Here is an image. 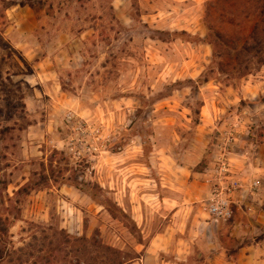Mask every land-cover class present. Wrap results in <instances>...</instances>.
Segmentation results:
<instances>
[{
    "label": "rangeland",
    "instance_id": "1",
    "mask_svg": "<svg viewBox=\"0 0 264 264\" xmlns=\"http://www.w3.org/2000/svg\"><path fill=\"white\" fill-rule=\"evenodd\" d=\"M215 1L198 12L185 7L194 0H0V264L136 260L170 221L156 200H141L176 193L161 188L163 173L187 166L203 182L237 117L253 118L244 131L264 145V96L223 102L264 66L227 76L219 44L203 43ZM196 14L204 38L183 22ZM246 24L249 38L255 22ZM211 113L217 120L205 121ZM178 177L190 190L189 176ZM262 237L214 234L231 255ZM212 240L201 239L196 257H220Z\"/></svg>",
    "mask_w": 264,
    "mask_h": 264
},
{
    "label": "crops",
    "instance_id": "2",
    "mask_svg": "<svg viewBox=\"0 0 264 264\" xmlns=\"http://www.w3.org/2000/svg\"><path fill=\"white\" fill-rule=\"evenodd\" d=\"M209 0H194L190 5L185 6L189 10H198V12L203 10L204 5ZM174 7V6H170ZM203 13V12H202ZM166 17L172 20L174 16L170 11H166ZM194 18L186 16L183 19L184 23H189V27H193L195 34L204 38L206 36L205 26L203 24V18L197 16L196 21H192ZM178 21V20H176ZM181 24V21L180 23ZM238 98L233 99H224L223 102L229 107V104L235 105L238 102L249 101L254 102L257 99L264 96V69L262 73L258 76H252L249 79L244 81L242 88L237 93ZM212 105L207 104L204 107V110H209V107ZM215 106V105H214ZM211 117L207 115L205 121L214 122L217 120L218 116L211 113ZM243 123L239 129V138L241 139V149L237 150L236 157L234 162L236 168L239 171L242 178L246 183L244 190L238 193L235 196L236 207H235V216L233 220L225 222L223 220L216 219L209 215L206 211L205 202L209 200L211 195L212 187V172L211 174L204 173L198 174L205 177L203 182L192 180L191 170L187 166L178 165L179 171H175V166L172 165L173 176L169 173H163L162 182L159 183L161 188L164 189L166 186L174 190L172 195H165L164 193L156 194H142V201L149 203L152 200H156L158 206L163 210L162 217L170 218L164 232L158 234L154 237L146 247H142L140 250V257L136 260L130 261L126 264H264V237L261 239L249 238L251 242H248L243 245H239L237 252L231 255L224 248H220L218 242H215L214 234L218 230L228 228L232 233L236 235V238L240 241L243 238H246L250 235H257L262 233L264 230V145L255 144L252 142L250 133L244 131L246 124H249L242 116ZM236 119V118H235ZM234 121V120H233ZM232 125V122H229ZM229 123L224 124L219 132L225 130ZM159 170H165L168 164H159ZM176 165V164H175ZM190 170L189 172H187ZM176 172V173H175ZM189 176L188 179H185V186H190L201 188L204 191V194L194 190V193L186 192L185 188L183 189L182 179L178 177L180 173ZM189 174V175H188ZM259 181L261 183V188L257 193L250 189V182ZM136 181L132 182L134 184ZM156 183L158 187L160 184ZM170 183V185H168ZM167 210V213L164 211ZM136 211L139 212V208H136ZM143 222V221H142ZM210 236L213 238V248L219 250L220 257H196L197 246L202 238ZM254 239V240H253ZM243 241V240H242ZM245 241V239H244ZM243 241V242H244ZM241 242V241H240ZM168 254H173L172 257H169Z\"/></svg>",
    "mask_w": 264,
    "mask_h": 264
},
{
    "label": "trees",
    "instance_id": "3",
    "mask_svg": "<svg viewBox=\"0 0 264 264\" xmlns=\"http://www.w3.org/2000/svg\"><path fill=\"white\" fill-rule=\"evenodd\" d=\"M210 7L212 17L229 12L234 17L233 21L221 23L211 17L212 21H207L210 35L203 40L215 48L219 44L223 52L216 50L215 58L220 54L225 59L227 76L248 77L253 66H264V0H216ZM251 20L255 26L247 38L244 29Z\"/></svg>",
    "mask_w": 264,
    "mask_h": 264
},
{
    "label": "built area",
    "instance_id": "4",
    "mask_svg": "<svg viewBox=\"0 0 264 264\" xmlns=\"http://www.w3.org/2000/svg\"><path fill=\"white\" fill-rule=\"evenodd\" d=\"M242 123L243 119L237 117L226 133L221 135L223 138L218 146L219 156H217L215 169L211 174V195L205 204V209L210 216L225 222L233 220L237 205L235 196L246 186L234 162ZM97 151L98 149L94 147L85 148V152L89 154H96ZM249 185L254 194L261 188L259 181H252Z\"/></svg>",
    "mask_w": 264,
    "mask_h": 264
}]
</instances>
